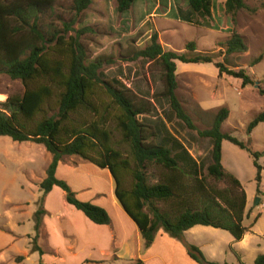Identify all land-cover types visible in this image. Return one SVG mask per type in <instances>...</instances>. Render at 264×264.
<instances>
[{
  "label": "trees",
  "instance_id": "16d2710c",
  "mask_svg": "<svg viewBox=\"0 0 264 264\" xmlns=\"http://www.w3.org/2000/svg\"><path fill=\"white\" fill-rule=\"evenodd\" d=\"M143 1L149 0H115V10L125 14ZM53 2L54 0H0V73L12 79H20L25 86L23 93L8 95L0 102V136H8L13 141L40 143L52 156L46 176L39 183L41 196L34 212L36 234L42 217L46 214L44 198L53 186L61 188L65 192V201L90 221L96 224L110 222L103 207L78 199L67 182L55 175L59 160L65 155H71L110 171L115 182V196L137 225L146 246L150 245L159 229L173 238L181 239L183 232L194 225L220 228L228 231L235 240H241L248 230L242 224L246 194L238 178L223 167L221 144L223 140H227L248 152L257 169L258 182L261 169L264 168L258 160L260 156H264V150L252 151L235 136L221 131V124L228 117L229 111L224 106L220 107L211 125L198 131L199 135L207 137L211 142L210 163L206 170L213 182L207 181L205 176L199 174L196 160L181 144L173 149L161 140L155 141L158 136L156 129L139 118L152 111L151 102L136 97L121 79L101 75V67L110 59L88 56L77 34L69 36V41L66 40L67 30L92 0H71L75 17L69 25H65L66 30L62 34L45 31L40 25L41 13L51 8ZM185 2L194 12L202 16L210 15L212 0ZM262 5L264 6V1ZM222 9L231 15L241 9L254 11V7L244 0H223ZM150 14L147 11L142 13L145 18L152 17ZM53 42L58 47L57 52L64 53V63L46 56ZM222 43L226 54L242 53L247 49L242 36L235 31H231L230 36ZM194 46V42L186 45V50L194 54L164 49L154 31L142 46H138L126 58H143L161 64L164 79L161 95L167 100L174 115L193 129V120L175 92L176 61L213 63L218 75L224 73L239 79L241 87L254 83L243 68L230 69L223 62L214 61L210 54L194 52ZM262 56V53L256 56L251 65L261 60ZM37 79H44L47 83L33 84ZM52 84L60 89L56 111L32 123L34 116L42 111L44 98L51 93ZM97 85L121 110L119 126L124 140L130 143L133 155V166L130 168L120 158L119 152L110 145L106 130L93 123L88 126L72 125L70 128L64 125L77 108H91L89 98ZM258 93L264 97V89L258 88ZM263 121L264 111H261L247 124L246 131L250 133ZM89 152H93V155ZM220 181L227 185L218 187L216 183ZM185 246L188 255L200 264H229L207 260L193 244L187 243ZM135 264L141 262L137 261ZM253 264H264V251L254 258Z\"/></svg>",
  "mask_w": 264,
  "mask_h": 264
},
{
  "label": "rangeland",
  "instance_id": "374dc122",
  "mask_svg": "<svg viewBox=\"0 0 264 264\" xmlns=\"http://www.w3.org/2000/svg\"><path fill=\"white\" fill-rule=\"evenodd\" d=\"M244 1L253 6L254 11L241 9L234 15L227 14L222 9L223 0H212L210 15L202 16L191 10L185 0L143 1L125 14L115 10V0H92L66 33L68 41L69 36L74 37L77 34L91 58L103 56L110 59L101 67V75L105 78L121 79L136 97L149 100L153 106L152 111L139 118L156 129L158 136L155 141L161 140L173 149L181 144L196 160L199 174L205 176L209 182H213L206 170L210 163L211 142L207 137L199 135L198 131L211 125L220 107L224 106L229 111L228 117L221 124V131L235 136L252 151L264 150V121L257 124L250 133L246 131L247 124L254 116L264 111V97L258 93V88L264 89V0ZM146 11L151 12L152 17L145 18L142 13ZM74 17L71 0H54L51 8L41 13L40 25L45 31H57L62 34L66 30L65 25H69ZM82 26H86L85 29L81 28ZM154 31L157 32L158 41L164 49L194 54L186 50L187 43L194 42V52L210 54L214 61L223 62L230 69L243 68L254 83L241 87L239 79L224 73L218 75L213 63L176 61L175 92L195 125L194 129L187 127L174 115L167 100L161 95L164 89L161 64L143 58L126 59L138 46H142ZM231 31L242 36L247 47L245 52L225 53L222 42L230 36ZM53 44L54 42L51 43L46 56L64 63V53L57 52L58 47ZM261 53V60L251 65V61ZM42 83L47 81L37 79L33 82ZM50 87L51 93L44 98L42 111L34 116L32 123L56 111L60 89L54 84ZM24 89L20 79H12L0 73V102L8 95L23 93ZM89 100L91 108H77L64 125L70 128L72 125L88 126L93 123L106 130L112 148L119 152L120 158L127 162L128 168L132 167L130 143L124 140L119 126L120 108L98 85L94 87ZM2 138L0 144L3 141H12L7 136ZM221 146V162L224 168L238 178L247 196L242 222L248 227L245 232L246 241L235 240L228 231L210 226L204 227L212 231L200 232L198 238H187L200 245L202 254L210 255V250H213L216 253L214 256L222 262L240 264V259L243 264H252L254 258L264 251V212L261 211L260 204L264 202V168L261 169L258 182L257 169L246 150L227 140H223ZM89 154L93 155V152ZM0 156H4L2 152ZM3 160L4 163L1 162ZM2 163L7 166L11 161L0 158V165ZM258 163L264 166V156L259 157ZM3 174L5 172L0 170V175ZM151 181H154V178H151ZM216 185L223 187L227 183L220 181ZM21 198L23 197L15 198V201L18 202ZM257 199L260 200L258 204L255 203ZM0 205L13 207L4 201L1 189ZM14 206L20 214L25 211L22 204ZM23 221V231L29 230L30 227H26L29 224L26 220ZM35 258L38 259V253L31 255L24 264H37L33 261Z\"/></svg>",
  "mask_w": 264,
  "mask_h": 264
},
{
  "label": "crops",
  "instance_id": "0c3cea01",
  "mask_svg": "<svg viewBox=\"0 0 264 264\" xmlns=\"http://www.w3.org/2000/svg\"><path fill=\"white\" fill-rule=\"evenodd\" d=\"M12 141L0 144V152L4 155L0 158L11 161L6 168L4 160L1 161L0 170L7 177L0 175V189L4 201L13 205L12 208L0 205V264H24L35 253L38 259L33 261L37 264H135L137 261L141 264H200L188 255L185 245L201 247L187 237L198 238L200 232L212 230L194 225L177 239L159 229L146 246L137 225L115 196V182L110 171L71 155L59 160L55 175L67 182L78 199L103 207L110 222L90 221L65 201L61 188L53 186L44 198L46 214L36 234L34 212L41 196L39 183L46 176L52 156L40 143ZM19 197L23 198L16 202L15 198ZM16 204L23 205L22 214L17 212ZM260 204L264 212V202ZM23 220L29 224L26 226L29 230L23 231ZM246 238L245 233L240 241ZM210 252V255L203 254L207 260L222 262L214 256L215 251Z\"/></svg>",
  "mask_w": 264,
  "mask_h": 264
},
{
  "label": "water",
  "instance_id": "95a60500",
  "mask_svg": "<svg viewBox=\"0 0 264 264\" xmlns=\"http://www.w3.org/2000/svg\"><path fill=\"white\" fill-rule=\"evenodd\" d=\"M257 201V200H256Z\"/></svg>",
  "mask_w": 264,
  "mask_h": 264
}]
</instances>
